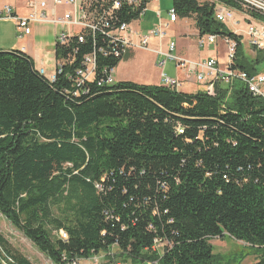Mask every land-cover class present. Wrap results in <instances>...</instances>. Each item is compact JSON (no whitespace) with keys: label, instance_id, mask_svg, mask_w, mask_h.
Returning <instances> with one entry per match:
<instances>
[{"label":"trees","instance_id":"16d2710c","mask_svg":"<svg viewBox=\"0 0 264 264\" xmlns=\"http://www.w3.org/2000/svg\"><path fill=\"white\" fill-rule=\"evenodd\" d=\"M150 2H94L95 27L56 41L54 80L25 52L0 49V212L54 264L113 246L132 264H216L215 237L249 244L264 264V99L239 79L216 80L213 93L107 82L129 54L110 31ZM172 2L199 35L235 41L234 69L260 73L264 50L249 57L214 4ZM91 53L95 79L77 84ZM0 264L34 263L0 232Z\"/></svg>","mask_w":264,"mask_h":264},{"label":"built area","instance_id":"2783aa9c","mask_svg":"<svg viewBox=\"0 0 264 264\" xmlns=\"http://www.w3.org/2000/svg\"><path fill=\"white\" fill-rule=\"evenodd\" d=\"M4 0H0L2 3ZM98 0H52L53 7L49 6L48 0H25L26 11L25 16L17 13L15 7L10 4H4L0 6V19H11L15 21L19 37L23 38L25 36L32 35L34 31V26L37 23L52 22L53 24L61 25L63 30L62 33L56 37V41L60 43H66L70 37L78 35L81 31L86 28H94L97 24L98 11H93V3H97ZM129 4L137 3L138 0H127ZM153 1V0H151ZM210 3L214 4V14L215 18L225 25L230 22L235 27V32L239 34L240 30H237L242 23H246L247 34L250 38V46L254 50L264 49V21L254 18L251 13H260L264 16V0H234L239 3L240 8H233L220 0H209ZM95 3V4H96ZM94 4V5H95ZM62 5H70L73 9L69 12L64 13V15H57L56 8ZM112 10L108 13L110 15ZM169 22H162L160 19V24L151 28L145 34H140L134 27V22L123 23L119 27L114 28L110 31V36L121 45L122 55L130 52L132 49L142 48L154 50L152 48L151 42L153 39L158 40V47L155 49L156 52H162L161 47L164 39L168 38V31L170 23L175 22L179 17L176 11L173 9L168 10ZM241 14V19L236 17V14ZM157 15L160 17L161 13L158 11ZM143 15H141L142 17ZM140 17V18H141ZM257 19V20H256ZM67 27V28H66ZM218 36L213 34H207L199 37V45L206 46L209 44L216 45ZM225 42L229 53L227 55L228 62L225 69H219L217 67L218 61L215 58L209 59L204 64L205 67L210 71L212 80L207 79V74L201 72L197 75V80L199 83L206 85L205 90L208 93L214 91V82L216 80H221L226 84L231 83L234 79L242 80L247 84L249 90L256 96L264 99V74L259 73L254 76H249L245 71L234 69L232 67L235 57L236 43L232 39L222 38ZM56 43V42H55ZM176 48V43L173 41L168 42V50L165 53L166 60H175L177 62V67L185 68L188 64L182 61L179 57L174 55V50ZM119 55V54H118ZM55 73L52 76L47 75L44 66H41L37 71L46 76L49 80H54L57 72V61ZM165 62V61H164ZM163 64V63H162ZM61 65V63H59ZM198 65H192V70H196ZM96 58L95 54L91 53L84 57L82 65L75 69V82L77 84H83L88 81H94L96 76ZM115 68L110 69L109 76L107 79L108 83H114L113 74ZM190 74H188L189 77ZM162 84H168L175 87L177 90L182 86V83L172 77L162 74ZM59 236L67 240L68 236L64 230H60ZM164 243L160 239H155L152 246V250L159 252L163 251ZM118 250V246H113L108 252H100L94 254L89 258H76L71 260H66L65 264H122L115 260V251ZM148 264H158L156 261L149 262Z\"/></svg>","mask_w":264,"mask_h":264},{"label":"crops","instance_id":"0c3cea01","mask_svg":"<svg viewBox=\"0 0 264 264\" xmlns=\"http://www.w3.org/2000/svg\"><path fill=\"white\" fill-rule=\"evenodd\" d=\"M3 3L10 4L15 7L17 13H19L20 15L25 16L27 14L25 0H5V2ZM161 5L162 0H160V6ZM70 10L71 7H62L60 9V13L62 14ZM158 11L161 13L160 17L157 15ZM160 19L162 20V22H169L168 15L163 16L162 11L159 9L158 3L153 0L147 6V9L143 16L139 20L134 22V27H136L137 30H140V32L145 33L149 29L158 26V24H160ZM9 22H12L13 33H6L5 36L2 35V39L0 41V49L7 51L20 50L25 52L32 58L36 69L44 66L47 75L52 76L55 73L56 69L55 51L52 70L49 71L47 68L48 55L44 54L41 50L37 49L33 51L32 48H30L31 44L29 41L33 39V36L29 35L25 36V38H20L15 21L9 20ZM168 33V38H166L162 43V47L160 50L162 52L155 51V49L158 47L157 39H153L151 42L152 48L154 50L142 48L130 50L128 56L125 57L115 68L113 74L114 82L130 81L145 85H163L162 74H166L169 77L181 81L182 86L178 90L187 92L184 91V87L186 85L192 87L195 86L197 88L194 90V92L187 93H196L200 90L205 89L204 84H200L196 81L197 75L199 73L205 72L208 75L207 79L212 80L210 71L204 65L206 61L215 58L218 61V68L225 67V65H227L228 58L226 56L221 57L219 56L218 52L216 53V45L209 44L207 47L199 45L200 35L193 18L179 17L175 22L170 23ZM169 41H173L176 43V48L173 52L174 55L179 57L180 59H183L184 61H187L188 66L183 69H179L176 62L174 72H169L168 74L166 65L169 60H166L165 53L168 50ZM223 43L225 44L224 41ZM163 57L165 58V60H162V62L158 64ZM194 64L198 66L197 69L193 71L192 65ZM188 74H190L189 77Z\"/></svg>","mask_w":264,"mask_h":264},{"label":"rangeland","instance_id":"374dc122","mask_svg":"<svg viewBox=\"0 0 264 264\" xmlns=\"http://www.w3.org/2000/svg\"><path fill=\"white\" fill-rule=\"evenodd\" d=\"M154 1L158 3L159 9L162 11L163 16L168 15L167 13L168 10L173 7L172 0H162V5H161L162 7L160 6V0H154ZM199 1L202 4L209 2V0H199ZM3 2H5V0ZM3 2L0 3V6L4 5ZM48 3L50 7H53L52 0H48ZM62 7H71V10L73 9V7L70 5H62L61 7H57L56 11H57V15L59 16H62L64 15V13H66V12L62 14L60 13V9ZM236 17L238 19L242 18L240 13H237ZM9 20L11 19H3V20L0 19V41L2 39V35L5 36L6 33H13L12 22H9ZM226 26L229 30L235 32V27L231 22ZM135 29L137 30L136 27ZM62 30L63 28L61 25L53 24L52 22L37 23L34 26V31L32 33L33 39L29 41L31 44L30 48H32L33 51L38 49L41 50L44 54L48 55L47 68L49 71L52 70V66L54 63L56 37L62 33ZM237 30H240V32L238 33L243 36L244 51L249 57L254 58L256 56L257 49L254 50L253 47L250 46V38L247 34L246 23H242L239 26V28H237ZM137 31L140 34H145L146 32H148L146 31L145 33H142L140 32V30ZM207 46L208 45H206L205 47ZM215 50L216 53L218 52L219 56L221 57H225V56L227 57L229 53V49L223 43L222 38H219L217 40ZM262 54H264V51L262 52ZM162 60H165V58L164 57L161 58L158 64H160ZM185 62L188 64L187 61ZM175 64H176L175 60H169L167 62L166 70L168 74L169 72H174ZM226 66L227 65H225V67H220L219 69H225ZM257 68L260 73L264 74V59L257 64ZM196 81L198 82V80ZM204 87H206V85ZM196 88L197 87L195 86L192 87L186 85L184 87V91L194 92ZM0 232L6 237V239L10 242V244L15 250L20 251L27 258H29L34 264H54L52 260L49 259V257L46 254H44L41 250H39V248L30 239H28L20 231H18L11 224V222L3 214H1V212H0ZM211 243L214 247V253L219 255L216 264H254L258 258L257 252L253 248H251L249 244L243 241L235 240L230 237H224V238L215 237L211 240ZM115 251L117 252V249H115ZM115 260L117 262H121L122 264H132L130 261L125 262L118 257H115Z\"/></svg>","mask_w":264,"mask_h":264},{"label":"bare ground","instance_id":"6f19581e","mask_svg":"<svg viewBox=\"0 0 264 264\" xmlns=\"http://www.w3.org/2000/svg\"><path fill=\"white\" fill-rule=\"evenodd\" d=\"M232 7V6H231ZM164 86H167V87H172V86H170V85H168V84H163ZM213 93V92H212ZM97 253V252H96ZM123 261V260H122Z\"/></svg>","mask_w":264,"mask_h":264}]
</instances>
